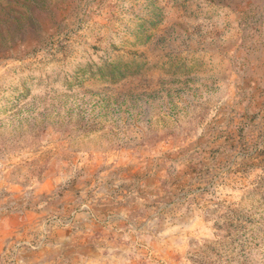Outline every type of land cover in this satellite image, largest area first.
I'll return each mask as SVG.
<instances>
[{"label": "rangeland", "instance_id": "374dc122", "mask_svg": "<svg viewBox=\"0 0 264 264\" xmlns=\"http://www.w3.org/2000/svg\"><path fill=\"white\" fill-rule=\"evenodd\" d=\"M0 264H264V0H0Z\"/></svg>", "mask_w": 264, "mask_h": 264}]
</instances>
